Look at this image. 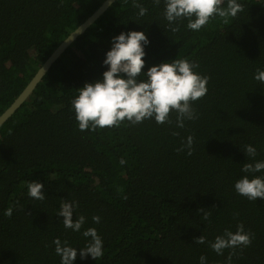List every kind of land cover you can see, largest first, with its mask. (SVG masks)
Segmentation results:
<instances>
[{"label": "trees", "instance_id": "1", "mask_svg": "<svg viewBox=\"0 0 264 264\" xmlns=\"http://www.w3.org/2000/svg\"><path fill=\"white\" fill-rule=\"evenodd\" d=\"M104 0H0V115ZM0 264H264V0H116L0 127Z\"/></svg>", "mask_w": 264, "mask_h": 264}, {"label": "water", "instance_id": "2", "mask_svg": "<svg viewBox=\"0 0 264 264\" xmlns=\"http://www.w3.org/2000/svg\"><path fill=\"white\" fill-rule=\"evenodd\" d=\"M116 0H104L103 3L87 17L73 32H71L50 54L45 62L40 66L33 78L14 100V102L0 115V127L21 107V105L32 94L43 77L50 70L54 62L65 52V50L87 30L96 20H98Z\"/></svg>", "mask_w": 264, "mask_h": 264}]
</instances>
